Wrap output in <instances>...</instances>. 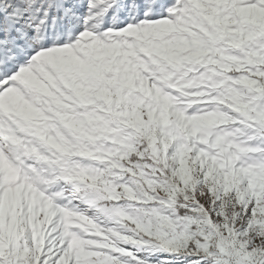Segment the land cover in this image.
<instances>
[{
  "label": "snow or ice",
  "instance_id": "1",
  "mask_svg": "<svg viewBox=\"0 0 264 264\" xmlns=\"http://www.w3.org/2000/svg\"><path fill=\"white\" fill-rule=\"evenodd\" d=\"M0 264H264V0H0Z\"/></svg>",
  "mask_w": 264,
  "mask_h": 264
}]
</instances>
